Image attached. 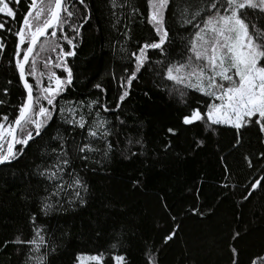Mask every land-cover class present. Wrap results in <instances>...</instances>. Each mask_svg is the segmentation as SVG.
<instances>
[{"label": "snow or ice", "instance_id": "6c2138e0", "mask_svg": "<svg viewBox=\"0 0 264 264\" xmlns=\"http://www.w3.org/2000/svg\"><path fill=\"white\" fill-rule=\"evenodd\" d=\"M101 2L109 48L121 62L120 74L113 69L108 77L109 84L116 85L111 105L106 100L109 88L100 82L89 80L95 90L90 97L66 95L75 88L72 58L83 41V26L92 20L90 0H0V59L8 53L5 35L11 36L12 52L7 58L22 88L15 112L0 114V166L11 165L30 143L41 145L29 172L30 190L20 193L35 205V211L25 218L27 234L20 230L0 240L5 254L11 248L17 255L16 264H54L60 241L47 218L87 206L89 184L84 173L96 171L97 165L103 166L111 158L115 122L125 123L118 113L133 83L144 73L151 72L158 86L184 105L183 126L202 125L209 137L221 127L229 128L233 148L242 145L246 131L256 129L257 139L264 145V0H143V13L134 0ZM137 14L143 15L149 36L133 49L128 21ZM174 35L180 36L179 45ZM42 37L40 50L54 52L55 59H46L44 70L38 71L34 49ZM3 94L7 96V87ZM166 132L178 134L175 127ZM136 144L143 148L142 141ZM168 147L165 143L164 149ZM140 149L128 150L125 159L140 154ZM220 159L221 180L225 181L220 186L230 190L232 184L227 181L233 172L227 159ZM243 160L251 170L249 175L256 173L242 193V199L249 201L255 192H264V167L257 171L264 163V151L255 157L245 155ZM133 185L139 187L140 181ZM188 214L203 218L205 213L192 208ZM172 219L174 229L164 236V244L180 231L176 218ZM117 227L110 237L107 260L105 253H78L72 264H130L127 253L119 251L125 232ZM240 238L237 228L230 237V264H241V251L235 246ZM142 256V264H159L158 253L154 255L150 249ZM246 264H264V247L249 251Z\"/></svg>", "mask_w": 264, "mask_h": 264}, {"label": "trees", "instance_id": "16d2710c", "mask_svg": "<svg viewBox=\"0 0 264 264\" xmlns=\"http://www.w3.org/2000/svg\"><path fill=\"white\" fill-rule=\"evenodd\" d=\"M90 3L92 20L83 26V41L77 56L72 58L77 77L75 88L66 95L92 96L95 90L89 84L91 80L109 88L106 100L111 105L116 85L109 84L108 77L113 69L120 74L121 62L109 48V33L102 23L105 5L101 0H90ZM134 3L143 13V0H134ZM128 24L130 47L134 49L149 33L143 15L133 16ZM11 27L14 29L16 25ZM173 38L176 45L181 43L179 35ZM5 39L8 53L0 59V99L4 100L0 114H13L22 88L7 58L12 52L13 38L5 35ZM44 40L34 49L38 71L44 70L46 59H55L54 52L40 50ZM57 72L59 74V70ZM29 80L34 83L30 77ZM44 82L47 83L46 79ZM5 87L7 96L3 94ZM184 111V105L160 88L151 72L144 73L133 83L118 113L125 123L120 125L116 121L113 128L111 158L103 166L97 165L96 171L84 173L89 184L87 206L69 208L66 213L47 218L51 231L60 241L54 264H72L78 253H105L107 260L114 226H118L117 231L125 232V243L119 251L127 253L130 264H142L146 248L154 255L158 253L159 264H230V237L237 228L241 238L235 246L241 251V264H246L249 251L264 247V192H255L249 201L242 199L245 185L256 174L249 175L251 170L243 157L250 154L255 157L264 151L256 129L246 131L242 145L233 148L231 129L221 127L218 134L209 137L202 125L186 127L180 123ZM108 119L112 120L113 115ZM168 127H175L178 134H167ZM137 140L142 141V149L136 144ZM198 141L203 142L198 144ZM165 143L170 145L167 150ZM138 149L140 154L125 159L128 150L136 152ZM40 150L41 145L30 143L11 165L0 166V240L9 239L20 230L27 234L25 218L35 211V205L20 193L30 190L29 172ZM221 157L227 159L233 172L231 180L227 181L232 184L230 190L220 186L225 182L221 180ZM260 167H264V163L257 166V171ZM135 180L140 181L139 187H134ZM192 208L202 210L203 218L188 214ZM172 217L176 218L180 231L173 241L164 244V236L174 229ZM97 231L100 236L96 235ZM8 252L5 254L0 248V264H16L17 255L11 248Z\"/></svg>", "mask_w": 264, "mask_h": 264}, {"label": "water", "instance_id": "95a60500", "mask_svg": "<svg viewBox=\"0 0 264 264\" xmlns=\"http://www.w3.org/2000/svg\"><path fill=\"white\" fill-rule=\"evenodd\" d=\"M43 38H44V37H42L41 40H42ZM41 40H40V41H41ZM40 41H38V43H39Z\"/></svg>", "mask_w": 264, "mask_h": 264}]
</instances>
